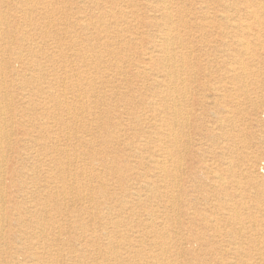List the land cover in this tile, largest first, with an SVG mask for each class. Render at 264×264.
I'll list each match as a JSON object with an SVG mask.
<instances>
[{
  "label": "rangeland",
  "instance_id": "1",
  "mask_svg": "<svg viewBox=\"0 0 264 264\" xmlns=\"http://www.w3.org/2000/svg\"><path fill=\"white\" fill-rule=\"evenodd\" d=\"M145 1L0 0V129L13 145L0 164L18 171V187L5 184V264H30L19 252L29 236L44 264H264V21L249 12L264 17V0H167L182 56L159 90L151 21L161 15ZM224 17L251 30L222 39ZM161 148L173 165L165 176L153 163ZM33 217L47 224L40 239Z\"/></svg>",
  "mask_w": 264,
  "mask_h": 264
},
{
  "label": "bare ground",
  "instance_id": "2",
  "mask_svg": "<svg viewBox=\"0 0 264 264\" xmlns=\"http://www.w3.org/2000/svg\"><path fill=\"white\" fill-rule=\"evenodd\" d=\"M26 0H24V2H25ZM29 1V0H28ZM83 1V0H82ZM117 1V0H116ZM147 1V0H146ZM145 1V2H146ZM153 2H154V4H156L157 6H158V15L160 14L161 16L159 17V19L158 18H155V20H152L151 21V24L152 25H154V26H156V27H158L159 29H160V32H159V35H158V37H157V44H155V46H154V51H155V53L158 51L159 53H160V55H161V60H162V62L164 63V68L163 69H161L160 71H158V72H156V75H157V78L158 79H156L154 82H155V84H154V86H155V88L156 89H160V88H163L162 86H163V83L165 82V80H162L161 78L163 77V78H172V73L171 72H168V68H169V66L174 62V63H176V61L178 60V59H180L181 58V56L182 55H180L181 54V52H180V54H177V52H175L174 50H173V48H174V46H175V44H176V42H177V39H179V37L176 35V29H175V26H174V23H173V21H172V14L170 13V8H169V4L167 3V0H153ZM152 3V2H151ZM182 3V2H181ZM221 3V2H220ZM219 3V4H220ZM147 4V3H146ZM227 4V3H226ZM125 6H126V4H124ZM249 5V4H248ZM261 5V4H260ZM263 5V4H262ZM30 6V5H29ZM189 6V5H188ZM227 6V5H226ZM108 7V6H107ZM130 7V6H129ZM228 8V7H227ZM2 9V8H1ZM62 9V8H61ZM232 9V8H231ZM118 10V9H117ZM146 12V11H145ZM250 13H252L251 15V17L252 18H254L255 20H256V23H259L260 21H264V17H258L256 14H255V12L254 11H249ZM262 12H263V10H262ZM123 13V12H122ZM148 13V12H147ZM232 13V12H231ZM150 14V13H149ZM172 16H171V15ZM262 14V13H261ZM137 15V14H136ZM222 15V14H221ZM30 16H32V15H30ZM40 16V15H39ZM144 16V15H143ZM148 16V15H147ZM241 16V15H240ZM10 17V16H9ZM33 17V16H32ZM120 17V16H119ZM220 17V16H219ZM36 18V17H35ZM138 18V17H137ZM148 18V17H147ZM29 19V18H28ZM39 19V18H38ZM113 19V18H112ZM125 19V18H124ZM232 19V18H231ZM116 20V19H115ZM139 20H140V18H139ZM233 20V19H232ZM246 20H248V19H246ZM254 20V21H255ZM6 21V20H5ZM27 21V20H26ZM107 21H108V19H107ZM224 24H218V25H216V29H215V31H216V33H217V29L219 30V33H220V37H222V39H225L226 38V33H228L229 35H231V33H233V34H235V33H239L240 34V32L241 33H244V32H249L250 30H251V27L249 26H246V28H244V26L241 24V22H239V21H237L236 23H231V22H229L225 17H224ZM128 22V21H127ZM135 22V21H134ZM176 22H177V20H176ZM247 22V21H246ZM59 23V22H58ZM105 23V22H104ZM186 23V22H185ZM184 23V24H185ZM243 23V22H242ZM177 24V23H176ZM204 24V23H203ZM206 24V23H205ZM245 24V23H244ZM84 25V24H83ZM202 25V24H201ZM22 26V25H21ZM128 26H129V24H128ZM135 26V25H134ZM84 27V26H83ZM105 27V26H104ZM211 27V26H210ZM100 28V27H99ZM136 28V27H135ZM191 28V27H190ZM196 28V27H195ZM198 28V27H197ZM205 28V27H204ZM207 28V27H206ZM41 29V28H40ZM200 29V28H199ZM29 30V29H28ZM95 30V29H94ZM35 31H37V30H35ZM39 31V30H38ZM59 31V30H58ZM214 31V32H215ZM244 31V32H243ZM5 32V31H4ZM27 32V31H26ZM54 32V31H53ZM52 32V33H53ZM205 32V31H204ZM106 33V32H105ZM120 33V32H119ZM154 33V32H153ZM253 33V32H252ZM261 33V32H260ZM2 33H1V31H0V36H2L1 35ZM214 34V33H213ZM106 35V34H105ZM3 36H4V34H3ZM6 36H8V34L6 35ZM6 36H4V37H6ZM253 37L255 36V35H252ZM128 38V37H127ZM132 38V37H131ZM199 38H200V36H199ZM232 38H233V36H232ZM235 38H237V37H235ZM256 38V37H255ZM89 39V38H88ZM234 39V38H233ZM254 39V38H253ZM77 40V39H76ZM231 40V39H230ZM24 41V40H23ZM51 41V40H50ZM226 41V40H225ZM236 41V40H235ZM78 42V41H77ZM99 42V41H98ZM231 43V42H230ZM234 44H236L237 46H238V48H239V50L242 52V53H246L247 51H248V49H247V47L249 46L248 45V43L245 41V40H242V38L241 39H239V40H237L236 41V43H234ZM257 44V43H256ZM262 44V43H261ZM251 45V44H250ZM67 46V45H66ZM181 47H182V44L180 45ZM229 45H227V47H228ZM232 46V45H231ZM260 46V45H259ZM40 47H41V45H40ZM95 47V46H94ZM99 47V46H98ZM226 47V48H227ZM54 48V47H53ZM262 48V47H261ZM69 49V48H68ZM71 49V48H70ZM149 49V48H148ZM64 50V49H63ZM93 50V49H92ZM152 50V49H151ZM200 50H201V48H200ZM226 50V52L227 53H229L228 55L229 56H231L232 55V50L230 49V47H228L227 49H225ZM252 50V49H251ZM189 51V50H188ZM224 51V50H223ZM17 52V51H16ZM252 52V51H251ZM76 53V52H75ZM126 54V53H125ZM249 54V53H248ZM234 55V54H233ZM77 56V55H76ZM241 56H242V54H241ZM63 57V56H62ZM82 57V56H81ZM124 57V56H123ZM209 57V56H208ZM240 57V56H239ZM50 58V57H49ZM89 58V57H88ZM114 58V57H113ZM112 58V59H113ZM149 59V58H148ZM255 59V58H254ZM238 60V59H237ZM252 60V59H251ZM208 61V60H207ZM258 61V60H257ZM93 62V61H92ZM105 62V61H104ZM184 62V61H183ZM194 62V61H193ZM196 62V61H195ZM194 62V63H195ZM251 62V61H250ZM43 63V62H42ZM99 63V62H98ZM119 63V62H118ZM56 64V63H55ZM86 64V63H85ZM17 65V64H16ZM173 65V64H172ZM208 65V64H207ZM239 65V64H238ZM92 66V65H91ZM101 66V65H100ZM178 66V65H177ZM174 67V66H173ZM189 67V66H188ZM241 67V66H240ZM243 68V67H242ZM244 68H246V67H244ZM244 68H243V70H244ZM68 69V68H67ZM179 69H181V68H179ZM60 70V69H59ZM72 70H73V68H72ZM230 70V69H229ZM134 71V70H133ZM137 71V70H136ZM144 71V72H143ZM175 71V70H174ZM173 71V72H174ZM139 72V71H138ZM143 72V74H145V75H147V74H150V72H154V69L153 68H149V66L148 65H146V66H144L143 68H142V71H141V73ZM179 72V71H178ZM178 72H176L175 74H177ZM244 72H245V70H244ZM86 74V73H85ZM88 74H90V73H88ZM32 75V74H31ZM181 75V74H180ZM246 75V74H245ZM1 76V75H0ZM182 76V75H181ZM195 76V75H194ZM119 78V77H118ZM139 78V77H138ZM3 79V78H2ZM180 79H182L181 77H180ZM48 80H49V78H48ZM169 80V79H168ZM42 81V80H41ZM171 81V80H170ZM181 81V80H180ZM183 81V80H182ZM142 82V81H141ZM140 82V83H141ZM53 84V83H52ZM63 84H64V82H63ZM180 84H182V83H180ZM206 84V83H205ZM4 84L2 83V82H0V89H1V86H3ZM15 85V84H14ZM55 85V84H54ZM69 85V84H68ZM137 85V84H136ZM174 84H172V83H167L166 85H165V90H163L162 89V94L163 93H165V95H163V100L166 102V104H165V111H169V112H171V113H173L174 114V116H175V118H174V124L175 125H177V114H178V104H177V101H176V98H177V93H178V90L176 89V87H174L173 86ZM56 86V85H55ZM64 86V85H63ZM116 86V85H115ZM69 87V86H68ZM81 87V86H80ZM86 87V86H85ZM33 88V87H32ZM45 88V87H44ZM77 88V87H76ZM132 88V87H131ZM51 89V88H50ZM53 89H55V88H53ZM135 89V88H134ZM181 89H182V87H181ZM32 90V89H31ZM40 90H41V88H40ZM34 91V90H33ZM114 91H116V90H114ZM155 91V90H154ZM77 92V91H76ZM136 92V91H135ZM182 92V91H181ZM217 92V91H216ZM4 93V92H3ZM125 93V92H124ZM142 93V92H141ZM159 93V92H158ZM158 93L156 94V95H158ZM182 93H184V91L182 92ZM54 94H56V93H54ZM81 94V93H80ZM98 94V93H97ZM96 94V95H97ZM193 94V93H192ZM216 94V93H215ZM16 95V94H15ZM52 95H53V93H50V90H49V92H45V96H47V98H49V97H52ZM79 95V94H78ZM77 95V96H78ZM99 95V94H98ZM110 95V94H109ZM118 95V94H117ZM10 96V95H9ZM25 96V95H24ZM126 96V95H125ZM71 97V96H70ZM134 97V96H133ZM19 98V97H18ZM17 98V99H18ZM141 98V97H140ZM184 98V97H183ZM62 99V98H61ZM75 99V98H74ZM79 99V98H78ZM137 99V98H136ZM135 99V100H136ZM47 100V99H46ZM76 100V99H75ZM105 100V99H104ZM186 100V99H185ZM59 101V100H58ZM103 101V100H102ZM137 101V100H136ZM151 101V100H150ZM80 102V101H79ZM148 102V101H147ZM160 103H162V99H158L157 100V97L155 98V99H153L152 100V102L150 103V105H151V107H153V109L154 110H152V111H155V112H157L158 110H157V108H155L157 105H159ZM61 104V103H60ZM148 104V103H147ZM149 105V104H148ZM134 106V105H133ZM58 107V106H57ZM62 107V106H61ZM66 107V106H65ZM72 107H73V105H72ZM184 108V107H183ZM81 109V108H80ZM72 110V109H71ZM191 110V109H190ZM56 111V110H55ZM84 112V111H83ZM131 112V111H130ZM191 113V112H190ZM54 114V113H53ZM157 114H158V112H157ZM79 115H80V113H79ZM82 115V114H81ZM143 115V114H142ZM156 115V114H155ZM84 116V115H83ZM108 117V116H107ZM106 117V118H107ZM115 119V118H114ZM147 119V118H146ZM173 119V118H172ZM40 120V119H39ZM104 120V119H103ZM102 120V121H103ZM152 120V119H151ZM159 120V119H158ZM41 121V120H40ZM56 121V120H55ZM63 121V120H62ZM3 122V121H2ZM66 122V121H65ZM156 122V121H155ZM171 123H172V121H170ZM187 122V121H186ZM91 123V122H90ZM181 123V122H180ZM93 124V123H92ZM100 124V123H99ZM154 124V123H153ZM152 124V125H153ZM156 124V123H155ZM173 124V125H174ZM23 126V125H22ZM21 126V127H22ZM158 126V125H157ZM167 126V125H166ZM181 126V125H180ZM67 127V126H66ZM135 127V126H134ZM159 127H161V126H159ZM163 127V126H162ZM169 127V130H170V126H168ZM182 127V126H181ZM187 127V126H186ZM145 128V127H144ZM175 128V127H174ZM173 128V129H174ZM23 129V128H22ZM105 129V128H104ZM103 129V130H104ZM109 129V128H108ZM166 129H168V128H166ZM6 130V129H5ZM150 130V129H149ZM92 131V130H91ZM113 131V130H112ZM143 131V130H142ZM141 131V132H142ZM165 131V130H164ZM183 131V130H182ZM5 131L4 130H2V129H0V157H2L3 155H4V153H5V151L3 152V150L5 149V148H9V150H12L13 151V149H12V147H13V145H11L10 143H8V145L6 144L5 146H3L4 145V142H3V140H2V138H3V133H4ZM177 132V131H176ZM144 133H145V131H144ZM147 133V132H146ZM180 133V132H179ZM67 134V133H66ZM69 134V133H68ZM112 134V133H111ZM162 134H164V133H162ZM177 134V133H176ZM33 135V134H32ZM48 135V134H47ZM76 135V134H75ZM89 135V134H88ZM87 135V136H88ZM174 135V133H172V132H170L169 134H167V136H173ZM46 136V135H45ZM120 136H122V135H120ZM129 136H131V135H129ZM133 136V135H132ZM155 136V135H154ZM207 136V135H206ZM56 137V136H55ZM67 137H68V135H67ZM85 137V136H84ZM127 137V136H126ZM156 137V136H155ZM154 137V138H155ZM174 137V136H173ZM172 137V138H173ZM176 137V136H175ZM180 137V136H179ZM183 137V136H182ZM90 138V137H89ZM171 138V137H170ZM183 138H185V137H183ZM191 138V137H190ZM55 139V138H54ZM70 139V138H69ZM158 139V138H157ZM57 140V139H56ZM59 140V139H58ZM170 141H171V139H169ZM173 140V139H172ZM177 140V139H176ZM135 141V140H134ZM142 141H146V140H142L141 139V142ZM160 141H161V139L159 138L158 139V143H160ZM52 142V141H51ZM59 142V141H58ZM162 142V141H161ZM167 143V142H166ZM179 143V142H178ZM182 143V142H181ZM53 144V143H52ZM174 144H175V141H174ZM54 145V144H53ZM162 145H163V143H162ZM178 145V144H177ZM183 145V144H182ZM174 146V145H173ZM175 146H176V144H175ZM174 146V147H175ZM180 146V145H179ZM45 147H47V146H45ZM52 147V146H51ZM58 147V146H57ZM67 147V146H66ZM164 147V146H163ZM183 147V146H182ZM35 148V147H34ZM38 148V147H37ZM167 148V147H166ZM188 148V147H187ZM78 149H80L79 147H78ZM184 149H185V146H184ZM92 151V150H91ZM1 152H3V155H1L2 153ZM160 154L161 155H159L160 156V158L159 159H155V160H153V163H154V167H155V169H156V171H158L159 172V174H163L164 176L168 173V171L173 167V165L169 168V166H168V163H170V161H169V157L171 158V156L168 154L169 152L168 151H164V149L163 148H161V150H160ZM9 153V152H8ZM19 153V152H18ZM56 153V152H55ZM183 153V152H182ZM66 154V153H65ZM97 154V153H96ZM124 154V153H123ZM178 154V153H177ZM5 156V155H4ZM74 156H76V155H74ZM185 156V155H184ZM20 157V156H19ZM3 158V157H2ZM38 158V157H37ZM187 158H190V157H188L187 156ZM56 159V158H55ZM67 159V158H66ZM83 159V158H82ZM85 159V158H84ZM83 159V160H84ZM135 159V158H134ZM176 159V158H175ZM180 159V158H179ZM75 160V159H74ZM11 161H12V159H11ZM58 161V160H57ZM76 161V160H75ZM74 161V162H75ZM85 161V160H84ZM176 161V160H175ZM4 162V161H3ZM172 162V161H171ZM67 163V162H66ZM122 163V162H121ZM69 164V163H68ZM184 164V163H183ZM40 165V164H39ZM99 165V164H98ZM134 165V164H133ZM45 166V165H44ZM135 166V165H134ZM147 166V165H146ZM39 167V166H38ZM95 167V166H94ZM190 167V166H189ZM42 168V167H41ZM44 168V167H43ZM124 168V167H123ZM54 169H55V167H54ZM67 169H68V167H67ZM173 169V168H172ZM180 170V169H179ZM67 171V170H66ZM142 171V170H141ZM144 171V170H143ZM175 171V170H174ZM48 172V171H47ZM176 172V171H175ZM30 173V172H29ZM68 174V173H67ZM121 174V173H120ZM124 174V173H123ZM129 174V173H128ZM143 174V173H142ZM31 175V174H30ZM131 176H133V175H131ZM177 176V175H176ZM16 177H18V171L16 170V167H14V166H12V164L10 165V166H6V163H2V164H0V264H5L4 262H3V258H2V254H3V251L5 250L3 247H4V245L8 242V237H7V235H6V232H7V230L5 229V225L3 226V223H9L8 222V220L10 221V220H12L11 218H12V214L11 213H9V210H7V204H8V201H9V199H11V196H10V198H9V194L7 195V193L5 192L6 191V189H5V184H6V181H10V184H9V186H10V188L12 189L13 187H15L16 185H17V187H18V184L16 183ZM72 178V177H71ZM144 178V177H143ZM161 178V177H160ZM122 179V178H121ZM91 180V179H90ZM146 180V179H145ZM168 180V179H167ZM57 182V181H56ZM16 183V184H15ZM58 183V182H57ZM62 183V182H61ZM123 183V182H122ZM169 183V182H168ZM175 183V182H174ZM179 183V182H178ZM103 184V183H102ZM114 184V183H113ZM166 184V183H165ZM46 185V184H45ZM6 186H7V184H6ZM35 186V185H34ZM68 186H71V185H68ZM175 186V185H174ZM32 187V186H31ZM21 188V187H20ZM104 188V187H103ZM147 188V187H146ZM177 188V187H176ZM82 189V188H81ZM128 189V188H127ZM131 189V188H130ZM133 189H135V188H133ZM175 189V188H174ZM62 190V189H61ZM65 190V189H64ZM77 190V189H76ZM151 191V190H150ZM171 191V190H170ZM70 192H72V191H70ZM245 192V191H244ZM83 193V192H82ZM72 194V193H71ZM129 194V193H128ZM134 194H135V192H134ZM227 194V193H226ZM231 194V193H230ZM12 195V194H11ZM92 195V194H91ZM137 195V194H136ZM173 195V194H172ZM36 196V195H35ZM40 196V195H39ZM53 196V195H52ZM134 196V195H133ZM234 196V195H233ZM41 197V196H40ZM46 197V196H45ZM64 197V196H63ZM102 197V196H101ZM160 197V196H159ZM34 198V197H33ZM49 198V197H48ZM65 198V197H64ZM71 198V197H70ZM21 200V199H20ZM78 200V199H77ZM81 200V199H80ZM229 201V200H228ZM50 202V201H49ZM57 202H58V199H57ZM122 202H124V201H122ZM161 202V201H160ZM178 202V201H177ZM243 202V201H242ZM53 203V202H52ZM72 205V204H71ZM46 206V205H45ZM74 206V205H73ZM233 206V205H232ZM94 207V206H93ZM108 207V206H107ZM243 207V206H242ZM245 207V206H244ZM80 208V207H79ZM234 208V207H233ZM26 209V208H25ZM45 209V208H44ZM72 209V208H71ZM81 210V209H80ZM103 210V209H102ZM26 211H27V209H26ZM114 211V210H113ZM83 212V211H82ZM91 212V211H90ZM236 212V211H235ZM89 213V212H88ZM9 214V215H8ZM109 214H110V210H109ZM114 214V213H113ZM151 214V213H150ZM46 215V214H45ZM44 215V216H45ZM236 215V214H235ZM263 215H264V213H263ZM155 216V215H154ZM113 217V216H112ZM97 218V217H96ZM43 218H41V217H38L37 218V220H35L34 219V217H33V221H32V223H31V226H32V229L35 231L33 234H32V239L34 238H37V239H40V237L41 236H39V231L40 232H45L46 231V229H47V224H45L44 222H43V220H42ZM59 219V218H58ZM221 219V218H220ZM238 219V218H237ZM240 219V218H239ZM84 221H85V219H84ZM100 221V220H99ZM98 221V222H99ZM114 221V220H113ZM154 221V220H153ZM152 221V222H153ZM72 222V221H71ZM105 222V221H104ZM109 222V221H108ZM253 222H254V220H253ZM102 223V222H101ZM143 223V222H142ZM180 223V222H179ZM247 223V222H246ZM109 224V223H108ZM161 224V223H160ZM159 224V225H160ZM211 224V223H210ZM213 224V223H212ZM238 224V223H237ZM68 225V224H67ZM76 225V224H75ZM92 225V224H91ZM90 225V226H91ZM103 225V224H102ZM110 225H112V224H109V226ZM163 225V224H162ZM254 225V224H253ZM22 226V225H21ZM64 226H66V225H64ZM72 226H73V224H72ZM149 226V225H148ZM48 227H49V229L51 228L49 225H48ZM57 227V226H56ZM60 227V226H59ZM71 227V226H70ZM113 227V226H112ZM112 227H111V229H112ZM167 228V227H166ZM62 229V228H61ZM234 229V228H233ZM103 230V229H102ZM114 230V229H113ZM130 230V229H129ZM132 230V229H131ZM172 231V230H171ZM174 231V230H173ZM193 231V230H192ZM238 231H240V229L238 230ZM69 232V231H68ZM89 232V231H88ZM121 232V231H120ZM135 232V231H134ZM165 232H167V231H165ZM116 233V232H115ZM136 233V232H135ZM41 234V233H40ZM66 234V233H65ZM71 234V233H70ZM98 234V233H97ZM114 234V233H113ZM223 234H224V232H223ZM242 234V233H241ZM45 235V234H44ZM44 235H42V237L44 236ZM47 235V234H46ZM58 235V234H57ZM107 235V234H106ZM112 235V234H111ZM165 235V234H164ZM176 235V234H175ZM219 235V234H218ZM55 236V235H54ZM97 236V235H96ZM160 236V235H159ZM241 236V235H240ZM30 237L31 236H29V238L27 237V240H26V238H25V242H27V247H29V250H24L25 248H22L21 250H19V252L20 253H23V255H25L24 256V263H30V264H44V262H42L41 260H42V257L39 255V253H37L36 251H34L35 249V247H34V245L32 244V242H31V240H30ZM133 237V236H132ZM135 237H136V235H135ZM236 237V236H235ZM224 238V237H223ZM23 238H21V240H22ZM99 240V239H98ZM50 241V240H49ZM82 242V241H81ZM48 243V242H47ZM36 244V243H35ZM51 244H53V243H51ZM124 244V243H123ZM224 244V243H223ZM114 245H115V243H114ZM240 245V244H239ZM238 245V246H239ZM92 246V245H91ZM100 246V245H99ZM135 246V245H134ZM228 246H229V244H228ZM231 246V245H230ZM242 246V245H241ZM86 247V246H85ZM89 247V246H88ZM111 247V246H110ZM109 247V248H110ZM67 248V247H66ZM103 248V247H102ZM133 248V247H132ZM141 248V247H140ZM242 248V247H241ZM37 249V248H36ZM117 249V248H116ZM98 250V249H97ZM110 250H112V249H110ZM225 250V249H224ZM113 251V250H112ZM106 252V251H105ZM131 252V251H130ZM244 253H246V252H244ZM55 254V253H54ZM135 254V253H134ZM110 255V254H109ZM257 255H259V254H257ZM214 256H216V255H214ZM108 257V256H107ZM124 257V256H123ZM170 257V256H169ZM59 258V257H58ZM162 258V257H161ZM228 258H229V256H228ZM64 260H65V258H64ZM93 260V259H92ZM112 260V259H111ZM136 260V259H135ZM96 261V260H95ZM104 261V260H103ZM221 261H222V259H221ZM67 263V262H66ZM90 263V262H89ZM131 263V262H130ZM135 263V262H134ZM150 263V262H149ZM8 264H23V262H21V261H19V259L17 260L16 259V261H12V262H8ZM83 264V263H82ZM108 264V263H107ZM119 264V263H118ZM133 264V263H132ZM232 264H234V263H232Z\"/></svg>",
  "mask_w": 264,
  "mask_h": 264
}]
</instances>
